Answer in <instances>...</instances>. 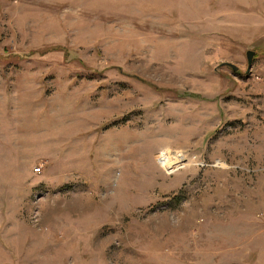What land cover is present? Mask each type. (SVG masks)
<instances>
[{"label":"rangeland","instance_id":"rangeland-1","mask_svg":"<svg viewBox=\"0 0 264 264\" xmlns=\"http://www.w3.org/2000/svg\"><path fill=\"white\" fill-rule=\"evenodd\" d=\"M0 264H264V0H0Z\"/></svg>","mask_w":264,"mask_h":264},{"label":"water","instance_id":"water-1","mask_svg":"<svg viewBox=\"0 0 264 264\" xmlns=\"http://www.w3.org/2000/svg\"><path fill=\"white\" fill-rule=\"evenodd\" d=\"M253 55H254V53L251 52V51H248V52L246 53L248 69L251 68ZM226 65H227L228 67H230V68L232 69V71H234V72L237 70L236 67H234V66H232V65H230V64H226Z\"/></svg>","mask_w":264,"mask_h":264},{"label":"built area","instance_id":"built-area-1","mask_svg":"<svg viewBox=\"0 0 264 264\" xmlns=\"http://www.w3.org/2000/svg\"><path fill=\"white\" fill-rule=\"evenodd\" d=\"M197 166L204 167V164L203 163H199ZM37 172L39 173V169L37 170Z\"/></svg>","mask_w":264,"mask_h":264}]
</instances>
